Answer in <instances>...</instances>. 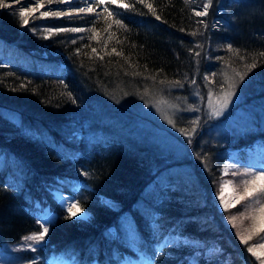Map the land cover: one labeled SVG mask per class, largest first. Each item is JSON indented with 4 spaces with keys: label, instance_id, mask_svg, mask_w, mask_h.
Listing matches in <instances>:
<instances>
[{
    "label": "trees",
    "instance_id": "1",
    "mask_svg": "<svg viewBox=\"0 0 264 264\" xmlns=\"http://www.w3.org/2000/svg\"><path fill=\"white\" fill-rule=\"evenodd\" d=\"M52 2L94 11L48 17L35 11L22 27L18 12L0 9V264H47L51 257L118 264L140 256L152 264H255L247 249L263 233L254 230L252 217L264 220L257 211L264 196L259 204L253 195L222 210L213 197L227 176L237 196L244 194L243 160L235 174L220 171L230 154L264 157V0H212L207 16L195 15L207 0H122L134 10L107 0ZM73 28L82 31H56ZM229 74L239 95L214 117L205 99L215 89L229 90ZM195 94L199 122L173 117L177 138L184 141L196 129L189 154L174 159L141 125L140 110L157 96L178 102ZM211 121L221 128L219 138L196 148ZM186 165L188 180L174 179L172 168L181 176ZM54 189L90 216L65 219ZM45 207L52 223L33 252L23 237L40 230ZM122 221L132 224L137 250L124 239ZM241 236L251 239L245 244Z\"/></svg>",
    "mask_w": 264,
    "mask_h": 264
},
{
    "label": "rangeland",
    "instance_id": "2",
    "mask_svg": "<svg viewBox=\"0 0 264 264\" xmlns=\"http://www.w3.org/2000/svg\"><path fill=\"white\" fill-rule=\"evenodd\" d=\"M52 1L53 0H51V2L49 3V0H31L29 7L35 8L39 14L41 12H49L51 14H57V15L87 11L89 9V5H81V6L65 5L62 8L61 7L56 8L55 6L52 5V3H53ZM6 3L11 10H15L16 12H19L21 5L24 3V0H20V3H15L14 0H8V1H6ZM39 3H43L44 7L43 8H37V5ZM202 11L203 10H198L197 12H202ZM219 22H220L219 19L217 17H215L212 24L213 25L215 24V26H216ZM216 28H217V26H216ZM226 80L229 81V85H231L233 82H235L237 84V79L232 74H229L226 77ZM222 88H224V87H222ZM215 90H218V91L215 93L209 94L208 97H206V99H205L204 107L206 108V110L208 111V113L210 115H212V109L214 107H216V108L219 107V99L218 98H220L222 96V94L224 93L223 89H220V90L215 89ZM233 91L235 92V95L232 96L231 102L229 103V105L239 95V93H237V92H239L238 90H233ZM196 97H197V95L195 94V96L192 95V97L190 99L185 98L181 101L174 102V101L162 100L161 97L157 96V97H155L156 100L148 102L146 104V106H143L142 110H140L143 113V115L140 116V118L138 117L141 125L146 126V129L147 130L149 129L148 130L149 133L150 134L152 133L154 135V137L156 138V140L160 141L161 145L163 144L164 147L167 148L166 153H168V149H169V151L172 152L171 156H174V159L178 158V159L183 160L184 158H186L187 154H189V152L187 151V148H188V146H190V144L192 146V140H194L195 134H193L192 132L191 133L189 132L188 136H185L184 141L186 139H188L189 136H191L192 134L193 135L191 136L190 139H188V141L186 143L183 140H181V138L180 139L177 138L178 137L177 131L179 132L180 128L176 127L174 125L173 117L176 115L182 114V115L186 116L192 123L194 121L199 122L198 100L196 99ZM153 99H151V100H153ZM229 105L227 106L226 109L229 108ZM258 106L261 108L263 107L262 105H258ZM226 109H224L223 112ZM214 117H217V116H214ZM169 120L173 121V123L172 124L168 123ZM220 132H221V128L214 125V123L212 121L209 122L208 125L205 127L203 133L199 134L197 140L195 139L196 140V148H199L203 145H207L208 143H211L212 140L219 138ZM259 149L263 150V145H261L259 147ZM247 153H246L247 155L245 154L246 157L244 159H242V157L240 159L239 158L234 159L233 154H230L229 155L230 158L225 159L223 162V165H221V169H220L221 173L223 175L227 174L228 172H230V173L234 172L235 173L237 171L235 168L239 167V165H238L239 161L243 160L245 163V167L238 169V171L242 175L241 176L242 179L251 180L252 178L250 176H244L243 175L245 169L257 170V169H260L261 167L264 168V157H262L261 153H259V152H255L254 154H250V155H249V152H247ZM185 168L186 169H184V170L187 171V174L185 173V171H182V175L180 176V174L178 172V168L173 167L172 169H174V171H175V173L173 172V174H174L173 178L179 180L182 177H184L185 179L188 180L189 175H190V172H189L190 167L188 165H186ZM222 186H225L223 194H224V201L226 203L233 204L235 201L234 197L237 196L236 185L233 183L232 178L227 176L224 179H222L221 185H220V191L218 193H216L215 196L213 197V199H214L213 203H215L217 210H219V209L222 210L223 208H225L223 206V204L221 203V200H220V193H221ZM259 194H261V193L255 194L257 196L258 200L261 199L258 196ZM255 195H254L253 199H255ZM262 195L264 196V194H262ZM54 197H55L56 201L65 209H66L67 203L75 201V199L71 195L64 193L60 189H54ZM106 202L111 206H115L114 203L110 202L108 199H106ZM260 205H264V202H262ZM89 216H90V214L86 210H84V212L76 218L87 219ZM38 217L40 218V221L44 223L48 218L52 217V214L50 213L49 209L47 207H45L43 210L40 211V215ZM123 219L127 220L126 217ZM125 221H122L123 237L127 242H129L130 246L133 247V249L137 250L139 240L134 241L137 237V234L134 231L132 224H130V221L129 222H125ZM130 226H131V228H130ZM164 239L165 238H163L162 240H164ZM176 242H177V240H175V239H172V240L169 239L167 241V243L169 245H171V244L174 245V244H176ZM184 242H189V243H192L193 245H204L206 243V241H203V240H190V241H184L183 240L182 243H184ZM152 245L158 251L157 248H158L159 243L156 241V242L152 243ZM260 245H264V231L255 244L257 252H264V248H261ZM211 251L218 252L219 249L217 248L216 250H211ZM249 255H250V260L253 259V263L260 264V260H257V258L255 256H253L252 253L249 252ZM261 259H264V256H262ZM4 261L5 260L3 259V257H0V262H4ZM1 264H7V263H1ZM48 264H77V263H75L74 261H72L70 259H66V258L51 257ZM93 264H96V263H93ZM118 264H152V262L146 261V260H144V258L142 256H140L137 260L120 261Z\"/></svg>",
    "mask_w": 264,
    "mask_h": 264
},
{
    "label": "snow or ice",
    "instance_id": "3",
    "mask_svg": "<svg viewBox=\"0 0 264 264\" xmlns=\"http://www.w3.org/2000/svg\"><path fill=\"white\" fill-rule=\"evenodd\" d=\"M15 3H20V0H14ZM51 2V0H49V3ZM67 2H71V0H67ZM97 0H93V3H96ZM105 2V0H99V3L103 4ZM108 4H116L118 5L120 8H124V9H129V10H134L132 4L129 3H124L122 2V0H107ZM140 3H144V0H139ZM187 2V0H186ZM31 3V0H24V3L21 5L19 12H18V19L21 22V26H27L29 23V16H32V13L36 11L35 8H30L29 5ZM133 3H135V0H133ZM212 5V0H207V2H205L202 5L203 11L202 12H196L195 15L197 16H207L208 15V9L211 7ZM7 6L6 4V0H0V9L5 8ZM149 10H151L153 12V15H156L155 11L153 10V7L151 4H147L146 5ZM44 5L43 3H39L37 5V8H43ZM90 12L94 11L93 8L89 7L88 9ZM15 12V10H13ZM105 11L108 13V15H113L112 12H108L107 8H105ZM51 13L49 12H41L40 16L41 17H48L50 16ZM35 18V17H33ZM157 19H160V17L157 15L156 16ZM116 23L118 25L121 24L120 20H116ZM198 23H204L203 20L198 21ZM183 31V29H181ZM51 31V30H50ZM56 31H73V32H79L82 31V29L79 28H73V29H56ZM193 35H195V33H193ZM47 38V37H45ZM198 47H200L198 45ZM228 49L230 51H234V52H238V49H233V46L231 44L227 45ZM116 50L113 49V52H115ZM93 52H95V49H93ZM117 55H120V53H116ZM196 56H199L200 53L196 52L195 53ZM260 56L264 57V52H261L259 54ZM257 66L255 60L249 65V70H251L252 68H255ZM239 75V80L243 81L244 79V74H238ZM205 79H207V77H205ZM177 85L179 86H183L182 84H180L179 81L175 82ZM193 83H195V81H193ZM237 87V84L235 82H233L231 85H229V90L227 92H224L222 94V96L219 99V107L216 108L214 107L212 109V115L213 116H220L223 112L224 109L227 108V106L229 105V103L231 102V98L233 95H235V92L233 91L235 88ZM69 95H71L69 93ZM168 123L172 124L173 121L169 120ZM193 123H196L195 121ZM174 126V125H173ZM183 131V129L181 130ZM196 129L192 128L191 132L195 133ZM235 174V173H234ZM244 176H250L252 177L251 180L245 179L243 180L241 183L244 185V194L243 196H236L234 197L235 202H239V200L247 198V197H252L253 195H255L256 193H261L264 194V169H261L260 171H255L253 169H245ZM224 187L222 186L221 188V193H220V200L221 203L223 204V206L225 207V209H227L230 206H234L233 204L230 203H226L224 201ZM255 203L259 204L260 201L256 200ZM257 211L261 214V217H264V205H262L259 209H257ZM66 212L67 215L65 216V219H73L76 218L78 216H80L83 212L84 209L83 207L80 205L79 201H72L70 203L66 204ZM253 228L255 231H264V220H262L261 223L257 224L256 221L258 219L257 216H253ZM235 217H230V222L234 221ZM37 223L40 225V230L33 232L31 235L25 236L23 237L24 241H31V244H28V248L35 252L36 251V247L34 245H39L40 243H42L46 237V235L49 232V227L48 225L52 223V219L48 218L44 223H41V221L38 219ZM233 226L235 227V225L233 224ZM239 235V234H238ZM241 242L247 244L248 240L251 239V236L248 237H244L241 236L240 237ZM261 248H264V245H260ZM248 252L252 253L253 256H255L257 258V260H260V264H264V259H261L262 256H264V252H257L256 251V246H250L248 247ZM32 264H37V261L34 259L32 261Z\"/></svg>",
    "mask_w": 264,
    "mask_h": 264
},
{
    "label": "bare ground",
    "instance_id": "4",
    "mask_svg": "<svg viewBox=\"0 0 264 264\" xmlns=\"http://www.w3.org/2000/svg\"><path fill=\"white\" fill-rule=\"evenodd\" d=\"M40 211V210H39Z\"/></svg>",
    "mask_w": 264,
    "mask_h": 264
}]
</instances>
